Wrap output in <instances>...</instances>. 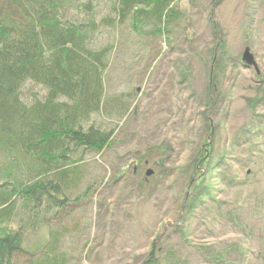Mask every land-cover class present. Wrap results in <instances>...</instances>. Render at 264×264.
<instances>
[{"label":"rangeland","instance_id":"1","mask_svg":"<svg viewBox=\"0 0 264 264\" xmlns=\"http://www.w3.org/2000/svg\"><path fill=\"white\" fill-rule=\"evenodd\" d=\"M113 3L69 0L62 15L98 25L88 47L113 48L106 95L129 113L107 121L114 141L26 253L53 232L66 264H264V0H176L164 34L102 25Z\"/></svg>","mask_w":264,"mask_h":264},{"label":"trees","instance_id":"2","mask_svg":"<svg viewBox=\"0 0 264 264\" xmlns=\"http://www.w3.org/2000/svg\"><path fill=\"white\" fill-rule=\"evenodd\" d=\"M1 1L0 264H66L56 233L37 253H26V236L50 226L68 207L86 158L114 141V125L107 121L129 113L128 97L106 95L113 48L88 47L98 25L63 19L69 0ZM175 2L114 0L101 23L129 22L133 30L164 34L180 21ZM26 86L35 93L27 96ZM18 207L21 218L12 225Z\"/></svg>","mask_w":264,"mask_h":264},{"label":"water","instance_id":"3","mask_svg":"<svg viewBox=\"0 0 264 264\" xmlns=\"http://www.w3.org/2000/svg\"><path fill=\"white\" fill-rule=\"evenodd\" d=\"M244 62L246 63V65L250 66H254L256 67L255 63L253 62V58L251 56V54L249 53V49L246 50L244 57H243Z\"/></svg>","mask_w":264,"mask_h":264}]
</instances>
